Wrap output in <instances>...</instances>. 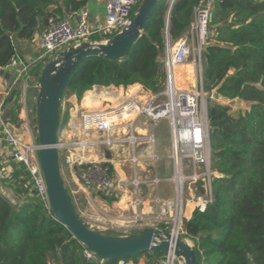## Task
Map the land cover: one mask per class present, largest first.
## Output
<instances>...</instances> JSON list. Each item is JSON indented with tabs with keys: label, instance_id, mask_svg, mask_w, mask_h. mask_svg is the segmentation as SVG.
Here are the masks:
<instances>
[{
	"label": "trees",
	"instance_id": "obj_1",
	"mask_svg": "<svg viewBox=\"0 0 264 264\" xmlns=\"http://www.w3.org/2000/svg\"><path fill=\"white\" fill-rule=\"evenodd\" d=\"M203 1L175 0L168 25L172 42L189 31L195 9ZM89 3L90 0H0V69L22 59L28 73L37 79L44 59L28 64L21 57L20 46L32 43L50 18L64 19L69 12ZM169 3L170 0L160 1L127 56L120 60L92 57L79 63L59 107V130L70 119L71 105L67 101L64 107V100L75 96L80 102L95 86L127 89L137 84L152 94L164 89ZM114 35L96 36L93 40L101 42ZM203 58L204 89L215 96L209 99L207 108L214 172L212 199L204 211L196 209L190 219L184 220L183 236L192 242L200 264H264V0H215ZM220 98L251 105L234 114L228 105L218 101ZM10 99L11 95L2 110ZM11 166L7 182L28 200L13 205L0 194V264H99L86 259L84 246L40 201L29 171L16 155L11 158ZM67 193L76 208L68 190ZM200 193L204 195L205 190ZM142 232L136 230L133 234ZM164 256L146 252L123 261L156 264Z\"/></svg>",
	"mask_w": 264,
	"mask_h": 264
},
{
	"label": "built area",
	"instance_id": "obj_2",
	"mask_svg": "<svg viewBox=\"0 0 264 264\" xmlns=\"http://www.w3.org/2000/svg\"><path fill=\"white\" fill-rule=\"evenodd\" d=\"M215 0L203 1L194 12V20L179 41L172 42L165 32L166 52L163 69L166 75L164 89L150 94L147 100L128 97L118 107L106 111L76 114L77 134L71 138L60 137L57 149L61 166L71 168L80 184L97 196L110 198L119 204L126 198L130 214L124 221L138 230L155 228L180 238L189 205L204 211L212 199V150L209 137L207 108L215 96L204 89V47L209 41L210 23ZM139 0H106L105 19L92 18L88 6L69 12L64 19L50 18L45 28L36 34L41 43L43 60L55 52L84 42H98L93 38L118 34L128 27L137 12ZM192 40V42H191ZM192 65L194 81L190 87H178L175 70ZM27 71L25 67L21 74ZM19 75L21 77L22 75ZM169 122L173 162V175L168 180L153 176L148 168L155 166L160 157L156 150L154 127L160 121ZM149 122L146 134L138 131L142 122ZM71 122L69 127H73ZM3 141L29 171L33 187L40 201L51 210L47 187L39 160L37 145H22L12 135L0 116ZM104 148L111 158L90 160L88 154ZM116 164L128 171L130 177L120 181ZM11 174V173H10ZM8 171L0 176L9 178ZM164 182L175 188L176 197L161 196L159 188ZM201 189L205 194H201ZM156 191L154 196L150 193ZM151 196V197H150ZM107 204L105 199H100ZM149 202V203H147ZM87 260L104 262L85 248ZM119 264H128L123 260ZM156 264H180L173 253L165 254Z\"/></svg>",
	"mask_w": 264,
	"mask_h": 264
},
{
	"label": "water",
	"instance_id": "obj_3",
	"mask_svg": "<svg viewBox=\"0 0 264 264\" xmlns=\"http://www.w3.org/2000/svg\"><path fill=\"white\" fill-rule=\"evenodd\" d=\"M160 1L142 0L130 25L105 42H84L60 52L45 65L33 90L36 100L38 155L51 211L55 219L72 233L74 240L104 262L122 261L127 257L148 252L173 253L180 264H200L193 245L161 230L147 228L139 234L118 236L103 234L87 226L68 196L57 149L60 132L57 125L59 107L68 82L79 63L92 57L120 60L127 56L131 47L142 36ZM174 2L175 0H171L168 9L167 31ZM101 197L104 198V195L101 194ZM105 199L113 203L112 199ZM94 262L91 260V263Z\"/></svg>",
	"mask_w": 264,
	"mask_h": 264
},
{
	"label": "crops",
	"instance_id": "obj_4",
	"mask_svg": "<svg viewBox=\"0 0 264 264\" xmlns=\"http://www.w3.org/2000/svg\"><path fill=\"white\" fill-rule=\"evenodd\" d=\"M91 3V0H90ZM88 5V8L91 7V5ZM94 8H99V6H102V9H105L106 5V0H94ZM92 14V13H91ZM92 18L95 19H101L99 15H95V17L92 15ZM189 35V32H187ZM192 42V40H191ZM38 44L39 47L42 48L41 43L38 39L34 38L32 43H25L22 44L19 48L21 57L28 63L31 64L32 61H34L36 58H38V52L34 51L33 45L32 44ZM43 51V49H42ZM27 67L25 63L20 59L19 61L13 62L9 67L0 69V115L2 114L1 112L3 111L4 116H5V123L7 124V128L11 129L13 132V135L18 138V140L22 143V145H37L38 144V135L36 132V100L33 97V90L36 87L37 80L34 75L31 73H27L25 71L24 73L21 74L22 70ZM185 71L187 69L189 70V76L191 78L193 73V67L191 65L187 66H182ZM188 67V68H187ZM181 68V67H179ZM183 70V71H184ZM176 71V70H175ZM26 73V74H25ZM22 75L19 77V75ZM187 84V86H186ZM182 86L190 87V83H184ZM134 87H138L139 89L136 90V92L132 93L131 89ZM111 88V89H109ZM101 89V90H100ZM106 89V92L105 90ZM100 90V91H99ZM104 90V92H103ZM115 90V91H114ZM102 91V92H101ZM113 91V92H112ZM117 91V92H116ZM119 92L122 93L121 96H119ZM87 93H94L95 94V99L93 101L95 102L94 105L90 109L85 107L83 103H85L84 99H82L80 102H78L77 98L75 96H71L68 100V102L71 105V112L70 113V119L69 122L72 121L73 124H71L73 127H69L68 123L64 129H61L59 132V138L60 137H67L71 138L77 134L76 129H75V124L78 122L76 119V114L80 110H85L88 112H95V111H106L109 109H113L118 107L126 98L134 97L135 95L138 96L140 99L147 100L148 96L151 94L150 92H147L143 89L141 85H134L130 86L127 89L120 87L116 88L114 86L111 87H102V86H95L91 91H88ZM100 93H105L104 95ZM108 95H107V94ZM86 94V93H85ZM84 94V97H85ZM117 94V95H116ZM128 94V95H127ZM11 95L10 102L7 103L5 106V110H2V106L4 102L7 100V98ZM115 95V96H114ZM18 98V101H14ZM98 96V97H97ZM114 96V98H113ZM117 96V97H116ZM135 96V97H136ZM83 97V98H84ZM112 97V98H110ZM120 98V99H118ZM124 98V99H123ZM109 99H113L112 101ZM118 99V100H117ZM102 101V102H99ZM115 100V101H114ZM114 101V102H113ZM103 103V105H102ZM96 105H98L96 107ZM100 105V106H99ZM102 105V106H101ZM15 116H13V114ZM13 116V117H12ZM35 126V132L31 131V129ZM70 128V129H69ZM150 130L149 127V122H142L139 125L138 131L142 134H146ZM2 135V128L0 125V175L2 174L3 171H8L9 174L12 172V166H11V158L14 155L13 151L11 150L10 146L8 145L7 142L3 141ZM106 155H102L100 151L97 152H92L88 154V159L90 160H101V159H107L111 158L108 152L106 151ZM97 155V156H96ZM104 156V157H103ZM97 158V159H96ZM118 165V164H116ZM66 168L64 170L67 171V177L62 169V176L64 179V183L66 185V189L68 192L71 194L73 198V202L77 208L78 213H80L81 217L84 219L85 223L92 229L97 228L96 230L100 231L99 226H97L100 222L97 217L93 216L91 213V207H95L96 209L107 211V209H113L114 210V217H109L110 219L108 220L109 222L106 223L108 224L107 227L110 229H115L117 227H122V223L124 218L123 216L121 217V214L127 215L130 214V212H126L124 210L127 209L125 200L126 198L122 199V201L119 204L114 203H109L105 198H102L100 196H97V193L84 188L80 182L78 181L75 172L69 168L66 165H63ZM61 166V168L63 167ZM155 167V166H151ZM120 171L117 173L119 180L123 181L127 178L126 173L128 172L127 170L124 171L121 169L120 166L117 167ZM118 171V170H116ZM126 172V173H125ZM69 184V185H68ZM71 188V189H70ZM160 191V190H159ZM156 191H153L150 193L151 196H154ZM160 193V192H159ZM0 194L3 195L5 198H7L13 205H20L24 201H27L28 199L22 198L19 196L16 192H14V187H12L8 182L7 178H4L0 176ZM96 195L93 197V195ZM150 196V197H151ZM169 198V197H166ZM100 199H105L107 204L104 208L103 204ZM149 203V202H147ZM86 206V207H85ZM89 206V208H88ZM110 211V210H109ZM194 212V205H189L186 211V219H190ZM118 216V217H116ZM127 222L123 226H128ZM131 226V225H130ZM136 232V230H133ZM116 233V232H115ZM118 234V233H117ZM120 236H123L120 234ZM186 240V239H185ZM190 243L189 241H187ZM191 244V243H190ZM193 245V244H191ZM98 262V261H95ZM99 264H105V262H101ZM131 264V263H129ZM140 264H145L144 260L140 262Z\"/></svg>",
	"mask_w": 264,
	"mask_h": 264
},
{
	"label": "rangeland",
	"instance_id": "obj_5",
	"mask_svg": "<svg viewBox=\"0 0 264 264\" xmlns=\"http://www.w3.org/2000/svg\"><path fill=\"white\" fill-rule=\"evenodd\" d=\"M93 1L94 0H91V3H90L91 7L89 8L90 12L92 13L91 15H93L94 17H95V15H99L101 20H104L105 19V9H102V6H99V8H94L93 7L94 6ZM170 3H171V0H170ZM170 3H169V5H170ZM105 41L106 40H104V42ZM32 45H33L34 51L38 52L37 56H40L41 53L43 52L42 48L39 47L37 43L36 44H32ZM59 53L55 52V53H53V55H50L49 57L44 58L42 65H44V67H45V65L48 64L50 61H52L54 58H56ZM38 58H36L34 61H32L31 65L39 63L41 60H39ZM27 73H28V71H27ZM187 77L190 79L189 75H187ZM191 84L192 83H190V85ZM68 100H64V102H63L64 107H65V104H66V102ZM218 101L223 103V104H225V105H228L231 108V112L234 113V114H236L239 111L243 112V111L249 109L250 105H251L250 103L237 102V101L228 102V101L222 100L221 98ZM70 112H71V110H70ZM36 126H37V124H36ZM65 127H66V124H64L63 126L61 125L60 129H64ZM9 130H10V132L13 135V132L11 131V129H9ZM31 131H33V133L35 132V126L31 129ZM154 134L156 136V150H157V153H158L160 159L157 162V164H155V167H149L148 171L153 176L156 175V176L160 177L162 180H168L173 175V162H172V160L170 158V155L172 154V149H171L169 122L167 120L160 121L159 124L154 127ZM99 151H100V153L102 155H106L105 154L106 150L104 148H102ZM118 166L119 165L115 166L116 170H118V171H116L117 173L120 171L119 169H117ZM65 168H66L65 166L62 167L63 170ZM64 172H65L66 177H67V171L64 170ZM126 176L130 177V173L127 172ZM159 190H160L159 192H160L161 196H163V197H169V198H175L176 197L175 188L173 187V185L171 183L164 182L163 184H161ZM95 196L96 195L94 194L93 197H95ZM102 204H103L104 208H107V207H105L106 205H104L103 202H102ZM88 208H89V206H88ZM90 209H91V213L93 214V216L97 217V219L100 222H102V223H99L97 225V226H99L100 231L96 230L97 228H94V230L99 231L101 233H109V232L110 233H112V232L115 233L116 232L119 235L121 234L123 236H128V235H131V234L134 233L133 230L135 229V227L130 226L129 224H127L128 226H123L125 224L124 220H123L122 223H120V224H122V227H117L115 229H110L109 227H107L108 224H106V223L109 222L108 220L110 218L106 216V213L110 217H114L115 215L113 216V214H114V210L113 209L109 208V209H107V211H105V209L99 210V209H96L95 207L94 208L91 207ZM104 212H106V213H104ZM122 216H123V214H121V217ZM116 217H118V216H116ZM135 230H138V229H135ZM180 238L184 239L183 234L180 236ZM186 241H189V240L186 239ZM190 243L192 244V242H190Z\"/></svg>",
	"mask_w": 264,
	"mask_h": 264
},
{
	"label": "bare ground",
	"instance_id": "obj_6",
	"mask_svg": "<svg viewBox=\"0 0 264 264\" xmlns=\"http://www.w3.org/2000/svg\"><path fill=\"white\" fill-rule=\"evenodd\" d=\"M192 66V65H191ZM181 68H176V71H175V79H176V83H177V86L178 87H183V88H186V86H187V84H186V86H182L184 83H193V81H194V68H193V73H192V76H191V78L189 79L188 77H187V75H189V70L187 69V71H185L184 70V68L182 67V66H180ZM193 67V66H192ZM188 68V67H187ZM184 70V71H183ZM109 89H111V88H109ZM139 88L138 87H134V88H132L131 90V92L132 93H134V92H136V90H138ZM101 90V89H100ZM99 90V91H100ZM105 90V92H106V89H104ZM104 90H103V92H104ZM115 91V90H114ZM102 92V91H101ZM113 92V91H112ZM117 92V91H116ZM101 95L103 94V93H100ZM105 94V93H104ZM103 94V95H104ZM107 94V93H106ZM119 94V96H121L122 95V93L121 92H119L118 93ZM108 95V94H107ZM117 95V94H116ZM128 95V94H127ZM115 96V95H114ZM114 96H113V98H114ZM123 96V95H122ZM136 96V95H135ZM98 97V96H97ZM117 97V96H116ZM130 97V96H129ZM110 98H112V97H110ZM84 99V101H85V103H83L84 104V106L85 107H87V108H91L92 106H95L94 105V101H93V99H95V94L94 93H87L86 92V94H85V97L83 98ZM115 99V98H114ZM118 99H120V98H118ZM117 99V100H118ZM124 99V98H123ZM109 100H111V99H109ZM113 100V99H112ZM111 100V101H112ZM115 101V100H114ZM113 101V102H114ZM99 102H102V101H100L99 100ZM102 105H103V103H102ZM101 105V106H102ZM98 105H96V107H97ZM100 106V105H99ZM101 111V110H100ZM70 129V128H69ZM97 156V155H96ZM97 159V158H96Z\"/></svg>",
	"mask_w": 264,
	"mask_h": 264
}]
</instances>
